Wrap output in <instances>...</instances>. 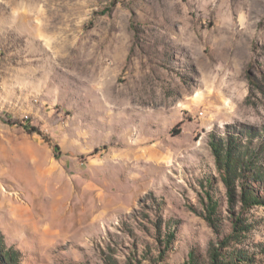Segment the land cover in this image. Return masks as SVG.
Segmentation results:
<instances>
[{"label": "rangeland", "instance_id": "1", "mask_svg": "<svg viewBox=\"0 0 264 264\" xmlns=\"http://www.w3.org/2000/svg\"><path fill=\"white\" fill-rule=\"evenodd\" d=\"M212 134L264 141V0H0V231L23 264H213L235 216ZM243 218L221 261L264 264V207Z\"/></svg>", "mask_w": 264, "mask_h": 264}, {"label": "trees", "instance_id": "2", "mask_svg": "<svg viewBox=\"0 0 264 264\" xmlns=\"http://www.w3.org/2000/svg\"><path fill=\"white\" fill-rule=\"evenodd\" d=\"M8 124H15L11 117L6 120ZM28 133H38L43 135L39 128L30 124H22ZM242 135L230 134L227 138H222L212 134L210 146L215 156L216 164L222 175L225 185L230 209L235 218L233 220V230L231 234L221 242V248L211 245L210 252L213 264H227L221 261L222 249L230 244L233 239L239 238L243 231L249 230L253 225L245 224L243 214L251 212L255 207H264V141L255 145L253 140L245 142ZM46 141L52 144V139L43 136ZM59 149L57 144H54ZM262 185L259 191L255 184ZM206 215L205 220L217 232V216L220 204L212 192L206 191L203 197ZM240 204L241 211L237 214L236 207ZM247 225V226H245ZM167 246L174 241L175 232L168 234ZM0 264H23L21 251L13 246H8L4 235L0 231Z\"/></svg>", "mask_w": 264, "mask_h": 264}]
</instances>
